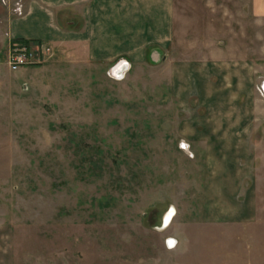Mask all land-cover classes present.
Instances as JSON below:
<instances>
[{
  "label": "rangeland",
  "instance_id": "obj_1",
  "mask_svg": "<svg viewBox=\"0 0 264 264\" xmlns=\"http://www.w3.org/2000/svg\"><path fill=\"white\" fill-rule=\"evenodd\" d=\"M176 1L171 57L128 64L119 79L117 64L64 56L52 43H0V264H264L263 129L249 160H222L229 146L201 144L184 127L192 116L168 74L172 59L201 56L190 42L254 39L225 51L264 66L262 5L246 30L230 1ZM23 11L21 0H0L3 21ZM14 42L42 45L44 55L11 68ZM263 82L254 83L261 98ZM221 169L243 176L234 200L255 205L253 221H202L208 171Z\"/></svg>",
  "mask_w": 264,
  "mask_h": 264
},
{
  "label": "crops",
  "instance_id": "obj_2",
  "mask_svg": "<svg viewBox=\"0 0 264 264\" xmlns=\"http://www.w3.org/2000/svg\"><path fill=\"white\" fill-rule=\"evenodd\" d=\"M208 1L215 2V7L219 0ZM227 1L237 17L243 16L241 22L247 25L246 30L254 25L260 5L264 16V0ZM21 2L24 10L21 15L9 16L10 12L5 21L0 18V43L5 47L13 40L47 42L64 56H84L95 64H129L131 67L146 61L165 63L173 54L180 24L176 0ZM206 13L208 16L214 14ZM216 43L207 46L190 42L198 44L197 48L203 51L201 56L172 59L168 73L170 93L181 111L192 116L185 121L184 127L193 129V139L206 146L226 149L229 146L230 152L221 149L222 160H231L234 154L238 161L249 160L256 129L261 127L264 132V98L254 89L255 81L264 74V66L259 67L252 59L225 51L244 46L250 49L255 45L254 39L232 40L227 45L225 41ZM193 139L188 138L194 142ZM210 159L207 152V160ZM243 183V176L233 170L208 171L205 204L201 207L204 224H244L255 219L254 204L249 201L236 204L234 200Z\"/></svg>",
  "mask_w": 264,
  "mask_h": 264
},
{
  "label": "built area",
  "instance_id": "obj_3",
  "mask_svg": "<svg viewBox=\"0 0 264 264\" xmlns=\"http://www.w3.org/2000/svg\"><path fill=\"white\" fill-rule=\"evenodd\" d=\"M31 44H32L31 42H28V43L14 42L13 44L10 45L7 62L11 68H17L20 66H24V65L26 66V65L32 64L33 58L37 57L39 60V57L44 55V51L46 47H43L42 45H40L39 47H37L35 51H33L32 49L33 46ZM123 66L122 68L124 69L120 73L118 72L115 73L113 71L114 69L113 68L110 71V74H112L117 79L121 78L124 75V71L126 69V65L125 67ZM259 91H260V94L264 96V82L263 84H261Z\"/></svg>",
  "mask_w": 264,
  "mask_h": 264
},
{
  "label": "bare ground",
  "instance_id": "obj_4",
  "mask_svg": "<svg viewBox=\"0 0 264 264\" xmlns=\"http://www.w3.org/2000/svg\"><path fill=\"white\" fill-rule=\"evenodd\" d=\"M171 213H172V211H169V212L166 214V217H165V219H164V224H166V223L169 221L170 216H171Z\"/></svg>",
  "mask_w": 264,
  "mask_h": 264
},
{
  "label": "clouds",
  "instance_id": "obj_5",
  "mask_svg": "<svg viewBox=\"0 0 264 264\" xmlns=\"http://www.w3.org/2000/svg\"><path fill=\"white\" fill-rule=\"evenodd\" d=\"M174 245L173 241H169L168 246L171 248Z\"/></svg>",
  "mask_w": 264,
  "mask_h": 264
},
{
  "label": "water",
  "instance_id": "obj_6",
  "mask_svg": "<svg viewBox=\"0 0 264 264\" xmlns=\"http://www.w3.org/2000/svg\"><path fill=\"white\" fill-rule=\"evenodd\" d=\"M164 219H165V217H164ZM164 219H163V223H164ZM169 241H173V240H169Z\"/></svg>",
  "mask_w": 264,
  "mask_h": 264
}]
</instances>
